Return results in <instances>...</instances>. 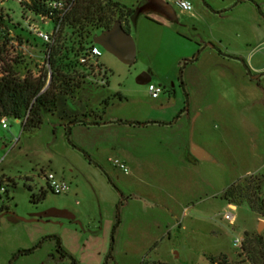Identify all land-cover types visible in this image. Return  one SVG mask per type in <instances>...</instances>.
<instances>
[{
    "label": "rangeland",
    "instance_id": "1",
    "mask_svg": "<svg viewBox=\"0 0 264 264\" xmlns=\"http://www.w3.org/2000/svg\"><path fill=\"white\" fill-rule=\"evenodd\" d=\"M113 1L133 10L126 26L136 46L135 63L125 65L101 47L103 74L79 78L80 91L63 96L38 129L23 130L12 118L8 128L0 125V186L6 190L0 193V264L37 245L33 254L12 264H71L56 253L54 240L40 244L49 236L59 237L77 264H105L119 202L121 224L108 264H210V257L221 256L228 264H252V259L261 264L264 217L252 212L240 194L237 206L223 196L236 184L253 200L264 194V18L258 9L264 13V0H187L190 11L182 10L179 0ZM1 13L6 17L1 30L21 35L22 42L0 32V75L19 56L30 64L33 77L46 73L44 42L27 31L20 1L5 0ZM53 27L41 25L44 31ZM199 50V61L186 64ZM183 67L192 109L178 127L190 147H200L210 159L192 161L186 153L181 159L188 164L167 174L146 135L139 140L145 158L126 164L129 173H123L110 161L123 158L108 146L118 148L124 136L134 142L149 131L119 121H174L186 105L179 79ZM141 75L151 82L139 84ZM149 84L161 89L157 99ZM160 102L179 108L174 114L151 111ZM67 115L114 123L102 129L100 143L94 139L99 133L83 125L71 127V140L120 193L68 144ZM49 173L68 184V193L51 191ZM42 190L46 195L39 199ZM228 212L233 222L224 218ZM238 238L240 247L234 246Z\"/></svg>",
    "mask_w": 264,
    "mask_h": 264
},
{
    "label": "trees",
    "instance_id": "2",
    "mask_svg": "<svg viewBox=\"0 0 264 264\" xmlns=\"http://www.w3.org/2000/svg\"><path fill=\"white\" fill-rule=\"evenodd\" d=\"M20 5L23 10H28L35 14L47 12L46 0H21ZM258 9L259 13L264 18V13L261 11L260 7H258ZM132 14V9L113 0H77L74 8L63 20L60 35L56 43L51 47L49 53H47L46 49H49L50 47L44 44L43 55H48L47 61L50 66L51 76H49L47 70L46 73H42L38 77H33L30 74V64L20 61V59H22L20 56L18 57L19 60H14L13 64H6L3 73L0 75V120L4 118H12L22 124L23 130L38 129L43 124V115L47 113L53 114L59 108L61 101H63V96H75L81 88L79 78H84L89 75V72L94 71L92 68L80 62V57L83 56L89 47L94 44L93 37L98 32L111 29L114 22L117 20L121 21L125 30L129 32V29L126 26V21H128ZM8 22L12 23L11 20H8ZM5 23V19L0 15L1 33L4 32L1 30V27ZM4 33V38L14 35V39H17L20 43L22 42L21 35H17L16 33L10 34L9 32ZM0 37H2V35ZM213 48L216 49L220 55H224L215 46H213ZM200 53L201 51L199 50L191 59L186 60V64L196 63L200 58ZM183 70L184 67L180 70L179 79L181 81V86L183 87L186 105L177 114L174 121H119V123L136 126H147L150 124L171 126L178 121L181 115L188 111L190 106L189 94L185 90V83L183 80ZM105 77L107 78V76ZM68 117H70V121L65 130L68 144L73 149L79 151L89 163L100 168L106 176L109 184L120 193L110 176L101 168V166L95 163L86 151L77 146L71 140L72 126H94L102 123L88 122L85 115L84 118H80V116L76 115H69ZM109 123L111 122H107L106 124ZM236 194H240V198L247 203L252 212L264 217V194L262 192L258 194L255 200H253L252 193L250 194L249 191H244L242 185L236 184L228 187L224 191L223 198L237 206L240 204L236 200ZM45 195L46 191L42 190L39 199H43ZM121 205V202L116 205L115 224L111 232V246L110 251L106 256L105 264H108V261L112 256L115 243V233L121 224ZM46 239L55 241V250L60 258H68L71 264H77L74 258L64 250L59 237L49 236L43 239L40 244ZM39 246L40 245H37L32 249L18 251L9 264L14 263V261L21 255L33 254ZM209 262L210 264H228L225 256L218 258L210 257ZM256 263L257 262L252 259V264ZM142 264L148 263L145 262ZM261 264H264V261Z\"/></svg>",
    "mask_w": 264,
    "mask_h": 264
},
{
    "label": "built area",
    "instance_id": "3",
    "mask_svg": "<svg viewBox=\"0 0 264 264\" xmlns=\"http://www.w3.org/2000/svg\"><path fill=\"white\" fill-rule=\"evenodd\" d=\"M5 0H0V5L4 3ZM21 2V0H19ZM77 0H46V9L47 12L41 14H35L28 10H24V17L26 22V29L27 31L42 39L44 44L48 45L50 48L46 49L47 53L50 52L51 47L56 43L60 32L62 22L65 17L71 12L74 8ZM178 6L184 11L192 10V4L187 0H179L177 2ZM27 14H31L34 18L38 19L39 22L35 21L33 17L28 16ZM1 16L6 20V17L1 13ZM50 23H53V29L51 31H44L41 28V25L47 26ZM13 34V33H10ZM10 39L14 40V35L8 36ZM101 46L98 44H93L89 47V49L85 52L83 56L80 57V62L82 64L87 65L88 67L92 68L94 72H102L103 68L98 63V58L101 57ZM45 66L49 72V76H51V70L48 63V55H44ZM101 74V75H102ZM99 75V76H101ZM106 76V72H104L103 77ZM149 93L153 99H157L161 93V89L154 86L153 84H149L148 87ZM6 118L0 120V125L2 128H8ZM114 166L118 167L123 173L128 174L129 169L127 168L126 164L119 160V159H110ZM46 181L48 183L49 188L51 191L56 195L66 194L69 191V186L62 180L56 178L53 173H49L46 176ZM6 190L4 187L0 186V193H5ZM229 208L235 210L236 207L229 205ZM224 218L230 222L235 220V216L232 212H228L225 214ZM242 244L241 239H236L234 242V246L240 247Z\"/></svg>",
    "mask_w": 264,
    "mask_h": 264
},
{
    "label": "crops",
    "instance_id": "4",
    "mask_svg": "<svg viewBox=\"0 0 264 264\" xmlns=\"http://www.w3.org/2000/svg\"><path fill=\"white\" fill-rule=\"evenodd\" d=\"M262 69H258V70H262ZM176 108L177 109L179 108L176 106V103L170 104L168 102V104H164L163 102H160V103H158V105H156V107H152L151 111L160 112L162 110L163 113L168 114L169 111L173 110V114H174V112L177 110ZM180 109H181V107H180ZM191 109H192L191 106H189L188 111L184 112L181 115L180 119L178 121H176L171 126H163V125H158V124H150L148 126H135V127H143L145 129H147L149 131V132L147 131L148 134L139 136L142 139H138L134 142L132 140V137H130V136L129 137L124 136L123 138H122V136H118V138H120V139L122 138L123 144L120 145L118 148H116L115 146H112V144L109 145L108 147H110V149H112V150L117 149L118 153H120L121 157L123 158L122 161L125 164H129L131 161L133 162L136 159L142 160L145 158L143 156V155H145V153H142L143 149H145V145H142L141 142H142V140H144L146 138L147 139L151 138V139H153L152 148L156 149V152H155L156 158L161 159L163 161L162 167L166 168L165 171L167 172V174H168V171H171L172 169L174 171H178V170H180V168H182L183 165L188 164L187 159H181V156H184L186 153H189V155H191L190 159L192 161H195V160L203 161V160L196 159L192 155L190 143H188V141H187L188 139L183 135L182 130L179 129L180 127H178V126L182 125V122L184 121L185 116L188 114L190 115ZM148 120H150V119H148ZM153 121H157V120L153 119ZM95 122H100L103 124L94 125V126H87L88 127L87 129H90V127H93L94 129L93 128L92 129L99 133V135L97 134V136L94 135V139H98V141L100 143V140H101L100 136H102V133H103L102 129L106 130L107 128H110L111 124H114V123L106 124L107 122H104L102 120L101 121H95ZM161 122H167V121L164 120ZM130 126H132V125H130ZM84 127H86V126H84ZM149 133H153L154 135H152V137H151L150 136L151 134H149ZM146 135H147V137L143 138ZM139 140H141V142ZM126 141L128 144H126ZM97 150H99V149H97ZM136 168H137V171H140V166L136 167ZM166 175L163 176L164 181L167 179ZM171 185H173V184H171ZM167 211L169 212V210H167Z\"/></svg>",
    "mask_w": 264,
    "mask_h": 264
},
{
    "label": "water",
    "instance_id": "5",
    "mask_svg": "<svg viewBox=\"0 0 264 264\" xmlns=\"http://www.w3.org/2000/svg\"><path fill=\"white\" fill-rule=\"evenodd\" d=\"M93 42L114 55L125 65L131 66L136 61V46L133 37L127 32L121 21L117 20L109 30H104L93 37ZM151 82L147 75H141L138 83L145 85ZM191 153L198 160H208L210 156L200 147L191 145ZM264 223L260 224V227Z\"/></svg>",
    "mask_w": 264,
    "mask_h": 264
}]
</instances>
